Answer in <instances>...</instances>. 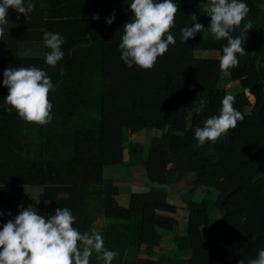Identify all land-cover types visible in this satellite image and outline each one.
<instances>
[{"label":"trees","instance_id":"1","mask_svg":"<svg viewBox=\"0 0 264 264\" xmlns=\"http://www.w3.org/2000/svg\"><path fill=\"white\" fill-rule=\"evenodd\" d=\"M119 1L123 3L112 5ZM124 1L33 0L35 8L28 18L9 9V23L0 37V117L19 118L5 103L8 90L2 84L3 71L19 66L44 70L55 88L49 94L57 128L52 133L54 150L69 168L60 177L53 162L37 164L41 188L33 208L41 215H54L58 207H66L75 217L73 226L81 232L91 228L98 213L109 216L111 209L116 217L137 218L136 226L127 231H100L104 247L118 253L112 264H157L150 247L157 242L155 226L160 218L185 223L186 264H239L240 260L247 264L264 249V0H241L249 12L231 33L243 39L245 54H237L238 65L227 72L250 90L253 102L243 90L230 93L244 119L215 143L202 146L194 130L219 115L228 93L210 85L221 71L219 57L227 41L216 40L207 30L211 19L205 12L207 0H173L179 9L171 29L176 43L150 70L135 65L129 69L120 59L125 24L121 20L131 19V0ZM44 11L49 18L70 23L100 19L98 31L90 35L79 29L62 36L64 57L56 68L45 63L50 50L43 46ZM195 23L204 26L205 35L197 33L182 43L181 29ZM248 24L251 29L246 30ZM26 47L35 50L24 52ZM194 49L207 54L194 56ZM202 102L204 108L199 111ZM146 127L166 137L147 151L143 160L147 178L165 183L168 169L190 174L192 191L212 197L209 207L219 213L213 221L204 202L178 206L168 202L161 190L118 194L116 186L102 177V165L121 161L122 130L135 133ZM23 165L0 161L1 205L10 206L19 199ZM96 256L93 253L90 264H102Z\"/></svg>","mask_w":264,"mask_h":264},{"label":"clouds","instance_id":"2","mask_svg":"<svg viewBox=\"0 0 264 264\" xmlns=\"http://www.w3.org/2000/svg\"><path fill=\"white\" fill-rule=\"evenodd\" d=\"M34 8L33 0H27V4L25 0H0V37L4 36V26L9 23V9L28 18ZM130 9L133 16L122 27L120 59L129 69L135 65L142 70H150L158 57L169 50V45L176 43L171 29L175 26L178 5L173 0H131ZM205 12L211 18L207 30L216 40L227 41L219 57L220 70L227 72L238 65L237 54H245L243 39L231 33L241 25L249 8L241 0H207ZM93 19L98 20L99 17ZM114 19L115 14L107 23L111 25ZM192 20L196 21L195 15ZM245 29H251V25H245ZM204 31L200 23L184 27L181 29V42L185 43ZM64 43V38L58 33L44 32L43 46L50 50L45 53L48 66L56 68L64 57L61 50ZM2 84L8 90L5 103L17 112L19 118L41 126L51 122L53 105L49 94L55 88L44 70L36 66L9 67L3 71ZM246 91L251 94L250 90ZM235 99L234 95L226 93L219 115L207 118L203 127L195 128L194 138L199 145L208 141L215 143L244 119L234 107ZM203 108L202 102L198 110ZM74 224L75 217L66 207H58L54 215H41L31 205L26 209L21 206L14 220L9 219L0 229V264H90L93 253L97 254L96 258L102 264H112L118 253L104 247L102 235L96 230L82 233ZM239 264L245 262L240 260ZM247 264H264V249L259 250Z\"/></svg>","mask_w":264,"mask_h":264},{"label":"rangeland","instance_id":"3","mask_svg":"<svg viewBox=\"0 0 264 264\" xmlns=\"http://www.w3.org/2000/svg\"><path fill=\"white\" fill-rule=\"evenodd\" d=\"M120 3H123V1L112 5H120ZM41 16V28L44 32H54L60 36L75 34L79 29L83 30L84 34L90 35L93 31H98L100 27V19H93V17L89 18V21L70 23L66 22L65 18H49L46 11ZM128 16L129 18L133 16L131 10L128 12ZM126 20L122 18L121 24L126 23ZM47 21L52 23L47 26ZM205 33L206 30L200 32L202 35H205ZM24 49V52L30 53L35 50L32 47ZM192 54L194 56H204L207 52L194 49ZM210 85L228 93L243 90L248 100L253 102L252 96L246 91L248 89L242 88L238 80L231 78L228 72L220 71ZM54 131H57V128L52 120L50 123L41 126L27 123L21 118L0 117V161L10 166L22 163L25 169L18 183L21 188L19 199L10 206L0 204V212H4L2 216L4 223L9 219L14 220L15 216L19 214L21 206L24 209L29 205L35 206L36 195L41 188L38 185L41 176L35 173L37 164L45 160L53 162L59 171L60 177H63L69 171L67 160L61 158L62 155L54 150V145H56L55 137L52 136ZM165 140V135L154 127H146L135 133L123 129L121 161L117 163V166L105 170L106 176L109 177L104 179H109L121 194L161 190L165 193L166 200L172 204L183 206L188 201H195L204 202L209 207L212 203V197H205L201 191H192V177L188 173L184 174L174 169H168L165 183L154 182L147 178L143 167V160L147 155V151L150 147L158 146ZM208 211L210 221H213L219 214L211 207L208 208ZM92 221L94 223V229L92 230L99 233L102 230L127 231L137 224V218L135 219V217L130 220L116 217L114 209H111L109 216L98 213ZM155 231L158 234V239L156 244L150 247V252L155 257L156 263L186 264L184 256L187 250L183 240L185 223L160 218L155 226ZM142 247L143 245L140 248ZM90 259L93 260V257Z\"/></svg>","mask_w":264,"mask_h":264},{"label":"crops","instance_id":"4","mask_svg":"<svg viewBox=\"0 0 264 264\" xmlns=\"http://www.w3.org/2000/svg\"><path fill=\"white\" fill-rule=\"evenodd\" d=\"M115 166H117V164H104V165H102V177L103 178H106V177H109V176H106V174H105V170H109V169H111V167H115ZM118 191V190H117ZM118 194H121V193H119V191L117 192ZM94 225V223H93V221L90 223V226H92V228H90V229H88V230H92V229H94L93 226Z\"/></svg>","mask_w":264,"mask_h":264}]
</instances>
